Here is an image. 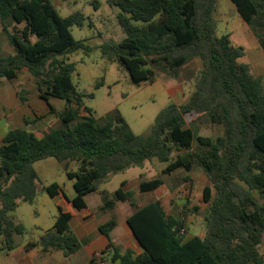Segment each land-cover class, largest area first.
Masks as SVG:
<instances>
[{
  "label": "trees",
  "instance_id": "trees-1",
  "mask_svg": "<svg viewBox=\"0 0 264 264\" xmlns=\"http://www.w3.org/2000/svg\"><path fill=\"white\" fill-rule=\"evenodd\" d=\"M217 1L110 0L119 10L125 38L105 42L101 51L134 85L154 83L156 70L179 79L195 58L203 65L189 99L160 111L151 133L141 136L121 114L108 115L100 124L85 105V98L93 95L79 92L73 82L76 65L68 57L89 49L72 34L73 27L84 26L81 11L62 17L52 0H0V28L13 47L12 54H0V82L28 71L39 98L61 122L60 128L40 138L18 127L2 140L0 236L8 251L16 249L15 237L25 233L10 213L18 201L33 204L37 196L36 162L53 157L67 166L79 164L78 171L67 174L74 180L76 196L68 198L57 183L48 186L49 196L62 198L66 208L59 206L53 228L26 246L27 252L40 248L69 258L83 248L71 222L77 214L85 219L92 215L86 197L111 176L156 159L168 164L165 175L197 168L206 174L210 184L203 191L208 204L205 235L187 238V219L199 206H185L174 216L159 200L137 207L131 191H104L100 212L114 210L120 202L133 207L127 224L141 251L117 247L112 232L118 224L110 219L99 226L107 246L90 264H264V85L243 61L244 48L233 46L230 35H217ZM231 1L264 51V0ZM51 99L64 101V108L58 111ZM21 101L26 99L21 96ZM206 123L223 134L200 135L199 124ZM164 184L161 177L142 180L140 191H156Z\"/></svg>",
  "mask_w": 264,
  "mask_h": 264
},
{
  "label": "rangeland",
  "instance_id": "rangeland-1",
  "mask_svg": "<svg viewBox=\"0 0 264 264\" xmlns=\"http://www.w3.org/2000/svg\"><path fill=\"white\" fill-rule=\"evenodd\" d=\"M62 17L81 11L85 16L84 26L73 27L72 34L77 41H83L88 50H79L69 55L68 59L76 65L73 82L79 92L93 95L85 98V105L93 110L94 116L100 124L106 122L108 115L121 114L136 135L147 136L151 133L155 120L160 111L172 103L186 102L195 89L200 71L203 67L199 58L191 60L181 71L179 79H171L166 73L156 70L154 83L134 85L127 72L117 63L109 62L102 54L101 46L110 40L120 42L125 34L119 25L118 8L111 6L110 0H52ZM95 1L100 2L96 8ZM214 18L219 37L230 35L235 47H243L247 52L243 61L250 63L254 52L259 53L264 61V51L257 44L249 28L238 13L231 0H218ZM0 54L13 53L6 34L0 28ZM255 59V58H254ZM257 64V63H256ZM259 72L261 67L256 65ZM261 73L263 70L260 71ZM264 85V74L261 77ZM103 85L97 88V84ZM175 83L182 86L180 94L172 95L170 87ZM21 96L26 99L21 101ZM51 104L62 109L64 101L51 99ZM62 107V108H61ZM190 121V120H189ZM26 122H29L27 124ZM25 127L34 132L39 138L51 129L61 127L59 119L50 113L48 105L39 98L37 85L28 71L23 70L12 81L2 79L0 82V146L8 130ZM199 134L206 137L222 135L220 128L206 124H199ZM168 164L156 159L147 160L141 165L134 166L123 173L111 176L104 181L99 191L86 197L93 216L83 219L77 214L72 220V227L80 239H83L84 248L77 254L65 258L61 252L44 253L40 249L26 251L31 241H38L42 235L55 225L59 206L66 208V201L62 198H51L46 188L54 183L61 186L66 196L73 199L76 196L74 180L68 178V171H78L77 162L60 163L50 157L36 162L33 167L38 175L36 181L37 196L33 204L18 201V207L10 213V218L24 226L25 233L15 237L16 249L8 251L3 237L0 236V264H88V259L82 256L86 252L85 245L89 243L86 231H91L92 239L98 231L97 224L105 223L110 219L118 222L114 230V241L121 251L134 247V238L122 232L126 225L123 221L129 211H133L129 202L118 203L114 210L100 212L102 206V192L113 194L119 188L134 193L137 207L159 200L164 205L168 215L179 216L183 208L189 209L199 206L195 214H190L188 220L187 238L195 235L204 236L206 233L205 212L208 204L203 201L204 188L210 184L206 174L200 168L191 173L183 169L171 175L163 174ZM189 176L190 181L185 178ZM163 178L165 184L158 190L142 193V180ZM126 185H122L123 182ZM1 207V202H0ZM117 237V233L120 232ZM90 234V233H89ZM99 236L100 233H99ZM264 255V243L262 245ZM101 248L96 253L101 252ZM97 255V254H96Z\"/></svg>",
  "mask_w": 264,
  "mask_h": 264
},
{
  "label": "crops",
  "instance_id": "crops-1",
  "mask_svg": "<svg viewBox=\"0 0 264 264\" xmlns=\"http://www.w3.org/2000/svg\"><path fill=\"white\" fill-rule=\"evenodd\" d=\"M246 54H247V52L245 51V56H246ZM255 58V59H254ZM257 63V64H256ZM250 65H251V67H252V72L254 73V75L256 76V77H259V78H261L262 76H263V74H264V61H263V59H262V56L259 54V53H257V52H254V54H253V56H251V60H250ZM256 65H259V67H261V70H263V72L261 73L260 71L261 70H259V72L255 69V67H256ZM181 90H182V86H176V84L175 83H173L172 84V86L170 87V92L172 93V95H174L175 93H177V94H180L181 93ZM180 102H184V101H179L178 103H180ZM175 104H177V103H175ZM64 106H65V102H64ZM64 106H62L63 108H64ZM61 107V108H62ZM56 108V107H55ZM62 108V109H63ZM57 109V108H56ZM62 109H57L58 111H60V110H62ZM8 131H10V130H8ZM8 131H7V133H8ZM6 133V134H7ZM5 134V135H6ZM4 135V136H5ZM4 138V137H3ZM151 203V202H150ZM205 203V202H204ZM88 204V203H87ZM149 204V203H148ZM147 205V204H146ZM88 206H89V204H88ZM145 206V205H144ZM90 207V206H89ZM140 207H143V206H140ZM132 213H133V211H129V213L125 216V218L123 219V221H124V223H125V225H126V228H124L123 230H121L122 232H126L128 235H130L132 238H134L133 237V234H132V232H131V230H130V228H129V226H128V224H127V219L132 215ZM94 214H92L91 216H93ZM83 219H85V218H83ZM86 219H88V218H86ZM101 224H103V223H98L97 224V229H98V231H97V233H96V235H95V239L93 240L92 239V235H91V231L89 230V231H86V235H87V237H89V243L88 244H86L85 245V248H86V252L83 254V256H82V261H84L83 259H88L89 260V263L88 264H90V262H91V259L96 255V254H98V253H96L97 252V250L99 249V248H101L102 250L103 249H105V247L107 246V240H106V238L103 236V235H101V233L99 232V226L101 225ZM117 224H118V222H117ZM71 225H72V223H71ZM118 228V225H117V227L114 229V230H116ZM114 230H113V232H112V238H113V236H114ZM121 231L120 232H118L117 233V237H119L120 236V233H121ZM90 233V234H89ZM99 233H100V235L101 236H99ZM201 236V235H200ZM202 237V236H201ZM113 240H114V238H113ZM81 241L82 242H84L83 241V239H81ZM134 242L136 243V241H135V239H134ZM83 248H84V245H83ZM82 248V249H83ZM128 248H131V249H134L137 253H139L141 250H140V248L138 247V245H137V243H136V245L132 248V247H128ZM127 248V249H128ZM40 249V248H39ZM101 250V251H102ZM39 251H42L41 249L39 250ZM80 252V251H79Z\"/></svg>",
  "mask_w": 264,
  "mask_h": 264
}]
</instances>
